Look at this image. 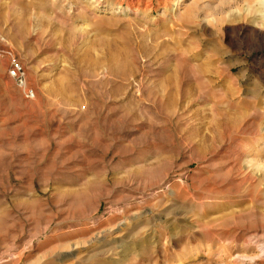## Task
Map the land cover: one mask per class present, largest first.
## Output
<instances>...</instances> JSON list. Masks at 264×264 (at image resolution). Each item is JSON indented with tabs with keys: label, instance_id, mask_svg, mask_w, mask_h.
Masks as SVG:
<instances>
[{
	"label": "rangeland",
	"instance_id": "obj_1",
	"mask_svg": "<svg viewBox=\"0 0 264 264\" xmlns=\"http://www.w3.org/2000/svg\"><path fill=\"white\" fill-rule=\"evenodd\" d=\"M0 264H264V0H0Z\"/></svg>",
	"mask_w": 264,
	"mask_h": 264
},
{
	"label": "built area",
	"instance_id": "obj_2",
	"mask_svg": "<svg viewBox=\"0 0 264 264\" xmlns=\"http://www.w3.org/2000/svg\"><path fill=\"white\" fill-rule=\"evenodd\" d=\"M9 76L16 82L17 86L24 90V96L27 99H32L34 97V91L26 86L23 67L19 61H16L14 58L11 59Z\"/></svg>",
	"mask_w": 264,
	"mask_h": 264
}]
</instances>
